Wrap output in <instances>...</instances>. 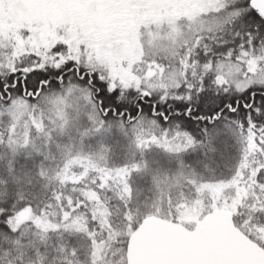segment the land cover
Segmentation results:
<instances>
[{
	"label": "snow or ice",
	"instance_id": "obj_1",
	"mask_svg": "<svg viewBox=\"0 0 264 264\" xmlns=\"http://www.w3.org/2000/svg\"><path fill=\"white\" fill-rule=\"evenodd\" d=\"M0 264H264V0H0Z\"/></svg>",
	"mask_w": 264,
	"mask_h": 264
}]
</instances>
